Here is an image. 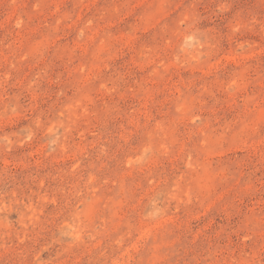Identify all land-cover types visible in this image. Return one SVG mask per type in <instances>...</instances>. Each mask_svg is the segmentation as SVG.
Listing matches in <instances>:
<instances>
[{"label":"rangeland","instance_id":"1","mask_svg":"<svg viewBox=\"0 0 264 264\" xmlns=\"http://www.w3.org/2000/svg\"><path fill=\"white\" fill-rule=\"evenodd\" d=\"M0 264H264V0H0Z\"/></svg>","mask_w":264,"mask_h":264}]
</instances>
